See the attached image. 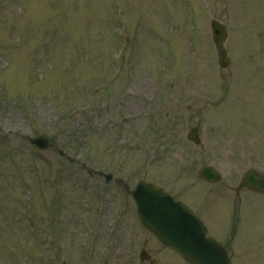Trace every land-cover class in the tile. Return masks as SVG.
Here are the masks:
<instances>
[{"label":"rangeland","instance_id":"374dc122","mask_svg":"<svg viewBox=\"0 0 264 264\" xmlns=\"http://www.w3.org/2000/svg\"><path fill=\"white\" fill-rule=\"evenodd\" d=\"M211 19L228 30L226 70ZM196 126L203 149L186 139ZM41 135L79 165L21 138ZM204 166L226 197L190 203ZM249 167L264 173V0H0V264H150L141 249L188 264L86 170L204 206L231 264H264V197L241 203L233 232L224 187Z\"/></svg>","mask_w":264,"mask_h":264},{"label":"water","instance_id":"95a60500","mask_svg":"<svg viewBox=\"0 0 264 264\" xmlns=\"http://www.w3.org/2000/svg\"><path fill=\"white\" fill-rule=\"evenodd\" d=\"M210 28L218 63L222 68H226L230 63L224 47L227 38L226 28L216 20L211 21ZM28 140L39 149L47 147L44 137ZM193 140L198 143L196 139L193 138ZM111 179L110 175H105L106 182ZM203 179L217 182L218 175L212 168H207L203 171ZM241 187L264 193V176L249 171ZM127 192L136 204L137 215L142 225L162 244L177 252L186 262L189 264H230L224 248L213 239L206 237L201 221L185 206L173 201L160 189L143 182H139L133 190H127Z\"/></svg>","mask_w":264,"mask_h":264},{"label":"flooded vegetation","instance_id":"af4514ba","mask_svg":"<svg viewBox=\"0 0 264 264\" xmlns=\"http://www.w3.org/2000/svg\"><path fill=\"white\" fill-rule=\"evenodd\" d=\"M203 125V119L201 121V126ZM203 135V129L201 128V136Z\"/></svg>","mask_w":264,"mask_h":264}]
</instances>
